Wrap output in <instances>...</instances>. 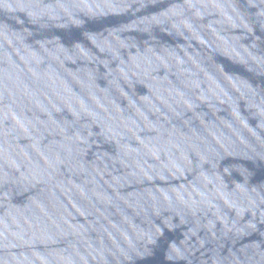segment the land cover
I'll return each instance as SVG.
<instances>
[{"label":"water","instance_id":"1","mask_svg":"<svg viewBox=\"0 0 264 264\" xmlns=\"http://www.w3.org/2000/svg\"><path fill=\"white\" fill-rule=\"evenodd\" d=\"M0 264H264V0H0Z\"/></svg>","mask_w":264,"mask_h":264}]
</instances>
